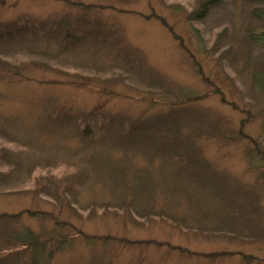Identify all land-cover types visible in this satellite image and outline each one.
Instances as JSON below:
<instances>
[{
	"label": "rangeland",
	"instance_id": "1",
	"mask_svg": "<svg viewBox=\"0 0 264 264\" xmlns=\"http://www.w3.org/2000/svg\"><path fill=\"white\" fill-rule=\"evenodd\" d=\"M200 3L0 0V264H264V23Z\"/></svg>",
	"mask_w": 264,
	"mask_h": 264
},
{
	"label": "trees",
	"instance_id": "2",
	"mask_svg": "<svg viewBox=\"0 0 264 264\" xmlns=\"http://www.w3.org/2000/svg\"><path fill=\"white\" fill-rule=\"evenodd\" d=\"M218 1L220 0H201V3L199 4V9L195 13H193L194 18H197V20L202 19L206 14H208L210 7L213 4L217 3ZM248 1L254 4L251 13L253 17L260 18L264 23V0H248ZM249 32H252L249 34V36L254 42L260 43L264 46V29L259 33H256V31H249ZM253 77L255 78L256 84L258 83L260 84L262 82L264 84V71H258V72L255 71L253 73Z\"/></svg>",
	"mask_w": 264,
	"mask_h": 264
}]
</instances>
